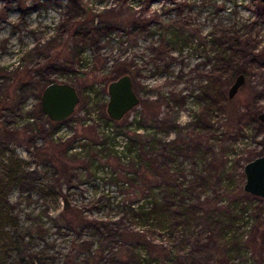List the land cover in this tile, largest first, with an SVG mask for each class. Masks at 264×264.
I'll use <instances>...</instances> for the list:
<instances>
[{"label":"rangeland","instance_id":"1","mask_svg":"<svg viewBox=\"0 0 264 264\" xmlns=\"http://www.w3.org/2000/svg\"><path fill=\"white\" fill-rule=\"evenodd\" d=\"M234 31L257 37L256 49L264 48V5L258 0H0V107L29 70L35 79L73 84L80 97L74 113L59 125L38 115L41 94L31 85L17 90L11 105L0 110V264H64L70 242L80 230L57 221L63 194L87 218L105 220L121 232L140 227L128 216L137 204L132 203L134 197L148 190L147 178L157 181L161 193L175 194L160 174L149 171L138 173V181L132 184L130 165L113 153L104 160L97 155L91 170L86 156L74 155L85 139L106 149L113 132L118 145L139 135L142 143L154 142L150 153L163 161L169 173L174 171L170 155L158 156V148L174 146L172 152L178 154L176 146L183 145L184 155L177 161L183 163L186 178L192 176L196 159L188 150L199 142L204 150L213 149V164L224 160L238 164L233 190L226 191L218 181L210 186V191L219 189L225 195L226 203L236 201L244 182L239 166L253 159L249 158L252 152L260 155L264 149V126L251 116L264 111V57L250 64L244 84L229 98L228 89L237 75L228 79L226 73L218 79L212 70L221 63L222 50L229 48L223 34ZM119 72L129 74L140 101L156 109L150 113L139 103L121 120L107 124L100 99ZM214 83H219L215 91L225 98V107L212 106L210 129L203 111L209 97L217 96L202 87ZM240 114L245 119L238 123ZM138 124L141 130L134 132L130 127ZM239 125L244 127L243 136ZM6 129L14 136H6ZM24 132L42 148L35 150L22 140ZM174 141L182 145H173ZM174 175L182 179L180 173ZM250 200L242 201L246 210L232 227V235L249 244L232 254L236 263L264 259V200ZM200 220L190 229L147 231L148 238L166 249V257L157 264L213 262L218 249L215 230ZM80 236L95 244L100 238L85 227ZM110 236L106 239L110 243L103 244L102 260L92 264H142L133 258L111 262ZM117 242L125 248L129 245L121 239Z\"/></svg>","mask_w":264,"mask_h":264},{"label":"trees","instance_id":"2","mask_svg":"<svg viewBox=\"0 0 264 264\" xmlns=\"http://www.w3.org/2000/svg\"><path fill=\"white\" fill-rule=\"evenodd\" d=\"M229 31L226 30V32ZM222 41L224 43H228L229 48L222 50V54L220 57L221 63L215 64L212 70L213 74H217L218 79L220 76H224V74L226 73H228L226 75L228 79H231L233 76L238 75L239 73H243L244 76H246L249 73L248 68L250 64L257 62L264 57V48L256 49V45L258 44L259 39L255 36L252 37L250 34L242 35L237 31H234L229 35L223 34ZM30 72V70L26 71L25 76L15 84L16 88L13 87V89H11L10 91V95H8V97H4V99L1 101L0 110L2 109V107L7 108L11 105L13 100H15L16 98L13 96L17 90L23 91L31 85L35 88H38L39 94H41L47 84L55 81L53 79H45L43 77H38V79H35L34 77L30 76ZM121 75H123V72H119L110 80L112 81ZM218 86L219 83H214L213 87L210 85H207V87H202L204 92H207L213 96H217L209 97L210 100L207 103L206 109H204L203 111V117L205 121H207L210 129L212 116L211 112L213 108L212 106L214 105L217 109H222L223 107H225V98L223 99L221 97H218V94H216L215 88ZM84 101L86 100L84 99ZM140 104H143V108L145 107V109H147L149 112L151 108L156 109L153 104L151 105L148 102L142 103V101H140ZM260 112V110L252 112V120H254L257 124L264 126V124L257 118V115ZM38 115L48 119L47 116L43 114L40 107L38 109ZM102 115L104 116L103 118L105 119V122L107 124L117 122L109 119L104 111ZM155 115L156 113H153V116ZM31 118L34 119V117ZM243 119H245V116L240 114L237 117V122L240 123ZM66 120L67 119L61 122L53 123L59 125ZM131 126L132 127L130 128L133 129L134 132H138L137 130H141L139 127H137L140 126L139 124ZM0 129H2L1 126ZM240 130L242 132L240 136H243L244 127L240 126ZM213 132L214 134H216L218 133V130L215 129V131ZM107 133L109 134V132ZM5 135L11 138L14 136V133L6 129ZM109 135L110 137L108 141L110 142L106 149H104V145H101V147H97V145L85 139V144L83 143V145L80 147V151L74 155L86 156V158L90 160V169L94 171V165L97 163L98 159L97 155H102L101 158L104 160L107 159V157L111 153H113L114 155H116V158L120 162L125 161L127 162L125 163L126 165H130V172L132 173L133 177L129 178V180H132V184L138 181V173H140L141 171H149L152 173L160 174L163 180L168 183L167 186L171 187L169 189L174 191L175 194L178 193V195L175 196V194H172L171 192H168V195L161 193V191L157 190L160 189L159 187H157L158 184H154L157 181H153L152 179L150 180L147 178V176H143L147 178V182L150 185L147 187L148 190L145 193L140 194L138 197H136V199L134 197L132 203L136 202L137 204L130 207V215L128 216L131 221L135 222V224H138L140 227L134 230L121 232L117 231V229L112 227L109 222L105 220L87 218L82 214V210L75 204L71 203L67 195L63 194V207L59 213V218L57 221L62 224H64L63 222H65V225L73 228L74 231H76V229L80 230L76 234L77 237L72 239V241L70 242V247L67 250L66 259L63 262L64 264H92L95 263V261L102 260V254L105 250L103 244L110 243V241H106L107 235H111V242H114V245L110 247L111 254L109 255V260L111 262L126 263L127 261L124 262V259L133 258L136 259V261L140 259L142 264H148L151 261L153 264H157L160 259L166 257V249L161 243L157 244L147 237L149 232L148 230L152 231L154 229H157L162 232H168L170 229H180L181 227H183V229H190V227L198 226L200 218L201 220L203 219V221L206 222V225H208L206 227L211 226V228L215 230L214 239L215 242L217 241L216 246L218 247V249L217 252L212 255L213 262L211 264H242L236 263L234 261V257H232V254L237 255V253H239L241 250V246H243L244 249H248L246 245L249 244L246 242H242V237H239L236 234L232 235V227L237 222H239L241 214H243V212H245L246 210L247 206H243L242 204L244 198L243 196L247 197V199H244L243 201L246 204L248 202H251V197L258 199L260 197L252 195L248 196L247 193L243 192L242 185H240V192L242 195H240L236 201L226 203L225 195L222 194L223 197H221L222 195L219 189L214 188L210 191L212 181H218L219 185H224L226 191L234 189V187L236 186V182L233 177L236 174V170L238 169V164L234 160H224L220 165H216V163L213 164V149L204 150L201 146V143L198 142V144H194L193 147H190L188 150L190 156H194L196 157V159L193 165H191L190 169L192 176L186 178L183 177V175L187 176V172L185 173V167L183 166V163L181 164V162L177 161V157L179 155H184L181 151L184 146L181 143L176 144V141H174L173 144L182 145L180 147L176 146V149L179 151L178 154H174L172 152L174 150V146H169L164 150H162V146L158 148V156L164 157L165 152H168V155H170L168 162L174 165V171H172L173 173H169L168 167H164L163 161L159 162L157 158L153 156L154 154L150 153L151 150L149 148L150 146H153L154 142L151 144L144 142L142 143L141 137L136 134L138 137L136 138L137 141L136 139L131 141L124 140V143L118 145L114 132ZM20 136L22 140L25 139L27 143H30L35 150L42 148L38 147L35 144L34 136L26 135L25 132ZM213 138L215 139V137L213 136L210 139ZM157 140L161 142L160 139H155V141ZM189 154L187 153V155ZM258 155L259 152L255 151L251 153L249 158L251 159ZM51 158L52 157H49V159ZM243 165L239 166L242 180L244 179ZM198 166L200 170L196 171V168ZM174 173H180L182 179L178 180V178L175 177ZM199 176H201V178ZM57 180L58 184L60 178H58ZM121 186H123V184H121ZM57 187L59 186H56V188ZM260 200L263 201L264 199L260 198ZM195 201L197 202L195 203ZM223 205H227L225 206L226 208L223 207ZM198 212L201 213L198 214ZM84 227L90 228L92 232L100 235V238L96 244L92 241H87V239H83L80 236L81 230ZM119 239L125 241L126 244H129L127 245L129 248H125L124 243L119 244L117 242ZM196 240L201 241L202 238L198 236ZM200 245L201 247H203L205 244L201 243ZM81 257H83L84 261L80 259ZM75 259L80 261L76 262L74 261ZM244 264H264V259H259L257 263H251L249 261Z\"/></svg>","mask_w":264,"mask_h":264},{"label":"water","instance_id":"3","mask_svg":"<svg viewBox=\"0 0 264 264\" xmlns=\"http://www.w3.org/2000/svg\"><path fill=\"white\" fill-rule=\"evenodd\" d=\"M258 1L264 5V0ZM244 82V74L239 73L228 89V97L235 96ZM107 92L109 99L105 113L113 121L121 120L127 112L139 104V97L127 73L110 81ZM79 100L78 91L73 84L54 81L44 87L40 97V108L50 121L61 122L74 113ZM257 118L264 124V111L258 113ZM243 176V191L264 199V150L243 165Z\"/></svg>","mask_w":264,"mask_h":264},{"label":"built area","instance_id":"4","mask_svg":"<svg viewBox=\"0 0 264 264\" xmlns=\"http://www.w3.org/2000/svg\"><path fill=\"white\" fill-rule=\"evenodd\" d=\"M97 97V96H96ZM108 99H109V96H108V92L107 91H105L104 92V95H101V99H100V101L103 103V106H105V104L107 103V101H108ZM98 123V122H97ZM101 128H103V127H101ZM106 132H109L107 129H104ZM61 135V134H60ZM62 136V135H61ZM61 136H54V138H59V137H61Z\"/></svg>","mask_w":264,"mask_h":264},{"label":"flooded vegetation","instance_id":"5","mask_svg":"<svg viewBox=\"0 0 264 264\" xmlns=\"http://www.w3.org/2000/svg\"><path fill=\"white\" fill-rule=\"evenodd\" d=\"M262 4V3H261ZM132 80V79H131ZM110 83V82H109ZM108 83V84H109ZM132 85H133V83H132ZM108 86V85H107ZM106 91H107V89H105ZM97 97H100L99 95H97ZM139 103H140V98H139ZM134 108V107H133Z\"/></svg>","mask_w":264,"mask_h":264}]
</instances>
